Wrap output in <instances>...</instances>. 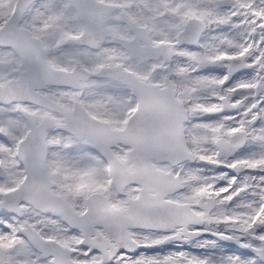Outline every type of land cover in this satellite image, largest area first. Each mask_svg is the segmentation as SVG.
<instances>
[{
    "label": "snow or ice",
    "instance_id": "6c2138e0",
    "mask_svg": "<svg viewBox=\"0 0 264 264\" xmlns=\"http://www.w3.org/2000/svg\"><path fill=\"white\" fill-rule=\"evenodd\" d=\"M0 264H264V0H0Z\"/></svg>",
    "mask_w": 264,
    "mask_h": 264
}]
</instances>
